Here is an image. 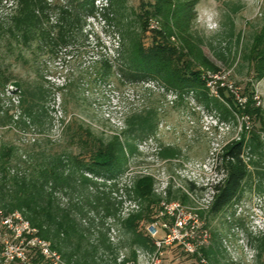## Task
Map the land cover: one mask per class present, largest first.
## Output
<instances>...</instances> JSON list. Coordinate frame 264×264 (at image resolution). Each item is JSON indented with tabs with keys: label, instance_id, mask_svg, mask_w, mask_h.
Here are the masks:
<instances>
[{
	"label": "rangeland",
	"instance_id": "obj_1",
	"mask_svg": "<svg viewBox=\"0 0 264 264\" xmlns=\"http://www.w3.org/2000/svg\"><path fill=\"white\" fill-rule=\"evenodd\" d=\"M41 1L48 3L43 11L38 9L43 22L17 43L7 31L15 2L0 0V76L11 75L21 85L25 106L32 103L37 119L29 127L4 123L7 108L14 119L19 111L12 94L0 91V149L14 147L11 166L19 167L26 159L43 161L42 148L28 144L33 138L45 150L78 154L70 135L62 133L69 120L73 127L83 125L104 139L122 135L123 121L131 113L144 112L151 126L136 136L137 151L112 174L80 169L75 177L49 189L54 205L75 221V232L44 224V237L26 210H14L34 236L59 255L57 264H82L84 258L105 262L116 255L118 260L126 256L128 264H264V249L258 248L264 232V75L248 60L253 36L264 35V0ZM71 4L79 7L80 22L60 39L58 6L69 10ZM231 5H239L233 14ZM228 13L235 26L233 36ZM176 18L202 39L216 74L196 61L185 70L182 82H169L167 69L162 76L152 73L149 67L157 45L182 44ZM221 52L226 61L219 59ZM259 65H264V54ZM195 75L202 85L190 82ZM245 91L253 93L249 106L258 108L257 113L240 115L231 106L233 100L245 106ZM242 139L246 178L233 200L213 212L210 185L223 177L216 157ZM142 177L148 179L137 183ZM149 183L164 213L172 203L180 205L174 216L180 215L184 225L175 228L172 215L160 218V213L138 222L139 233L151 239L150 248H145L134 244L122 218L146 214L147 196L138 189L146 190ZM44 263L53 264L47 258ZM0 264L22 263L5 261L0 244Z\"/></svg>",
	"mask_w": 264,
	"mask_h": 264
},
{
	"label": "trees",
	"instance_id": "obj_2",
	"mask_svg": "<svg viewBox=\"0 0 264 264\" xmlns=\"http://www.w3.org/2000/svg\"><path fill=\"white\" fill-rule=\"evenodd\" d=\"M14 2L13 14L11 15L10 25L7 31L10 33L11 40L18 43L20 39H27L29 32L35 28V25H40L43 22L44 19L42 17L44 16L38 13V9L43 11L48 3L45 1L42 2L41 0H14ZM53 6L56 7V5ZM238 6L231 5L229 7L231 14L238 10ZM58 9L60 10V20L59 24H57L59 28L58 37L63 39L65 30H69L74 24L80 22L79 18H77L79 7L76 8L72 5L67 10L64 6H58ZM227 19L230 24V36H233L235 26L230 17V13L227 14ZM175 23L180 24V27H177L182 44L177 48L157 45L158 52L156 53V58L151 60V67H149L152 73L162 76V71L167 69V71L169 70V79H167L169 82L179 81V79L182 82L185 81V70L189 69L196 61L200 66H204L216 74L218 69L205 55L202 49L203 41L199 36L197 39L196 31L188 32L187 28L183 27L180 18H176ZM35 32L37 33V30ZM219 36L221 37L220 34ZM239 40L240 33H237L236 42L239 43ZM252 42L253 44L250 49L251 55L250 57L248 56V60L254 64L256 71L263 76L264 65L260 66L259 62L261 54H264V35L262 33L255 34ZM7 43L11 44V41L9 40ZM218 57L226 61L223 52L218 53ZM183 58H186V62H183ZM136 70L141 71L145 69L136 68ZM190 82L197 86L203 84L199 75H195L194 79L190 80ZM1 90L2 92L6 91L12 94V100L15 102V107L19 111V116L14 119L13 115H9L10 109L7 108L4 123L11 124L15 122L16 125L18 124V127H29L37 121L36 117L34 115L32 116V113H34L32 103L30 102V104L25 106L22 87L18 82L13 81L11 75L4 73V76H0ZM243 95L247 97L245 106L243 107L237 104V101L233 100L230 102L233 109L240 115H245L248 111L252 112V114L257 113L259 111L258 108L255 107L250 110L251 108L249 106L251 103H254L253 93L245 91ZM10 104L13 105L12 101ZM246 107L247 109H245ZM23 117H26L28 121H23ZM146 120L147 117L144 112L129 114L123 121L125 126L123 134L109 139L97 136L88 127H84L83 125L76 124L73 127L71 120H69L63 126L62 133L70 135L71 146L76 147L78 154L66 150L58 154L54 153L52 148L45 150V147L39 144V140L33 138L28 144L36 150L41 147L42 149L39 153L46 156L43 161L37 163L26 159L22 162L21 166L19 165L21 168L11 166L10 164L14 147H1L0 210H26L32 225L37 226L40 234L44 237L47 236V231L42 229V225L44 224L55 226L57 229L66 233L70 231L72 233L75 232V221L68 219L66 215H63L61 208L54 205L53 196L49 189L52 191L61 183L67 182L70 178L75 177V174L80 169L97 174L101 172L112 174L115 172L118 166L126 159L127 155L134 154L137 151L136 136H141L150 130L151 126L147 124ZM244 152V141L242 139L228 144L225 147L224 154L216 157L219 171L223 177L210 185L212 192L211 210L213 212L220 211L233 200L240 189L241 182L246 178L248 164L244 160ZM146 179L148 178L142 177L137 180V183ZM194 189L195 187L188 186V190L193 191ZM142 191L147 196L145 198L148 201L146 214L141 216L129 213L126 217L122 218V226L134 244L150 248V237L139 233L137 224L142 220H153L160 213V199L152 193V183H149V187L146 190L138 189L139 194H142ZM158 207L159 210H157ZM106 213L108 215L111 214L108 208H106ZM164 216L166 215H158L160 218ZM70 236L71 234L66 237L69 238ZM103 245L106 250L110 249V244L105 245L103 243ZM76 247L79 248V244ZM258 248L259 250L264 249V232L258 238ZM87 260L84 258L82 264H128L129 262L126 256L118 260L117 255L105 262L101 260L96 261L94 258L89 261ZM31 261L34 264H43L44 258L37 250H33Z\"/></svg>",
	"mask_w": 264,
	"mask_h": 264
},
{
	"label": "built area",
	"instance_id": "obj_3",
	"mask_svg": "<svg viewBox=\"0 0 264 264\" xmlns=\"http://www.w3.org/2000/svg\"><path fill=\"white\" fill-rule=\"evenodd\" d=\"M169 206L167 207L169 210L165 213L160 208V215H172L175 228L182 227L184 225L183 218L180 215L174 216V211L179 210L180 205L172 203ZM172 207L175 210H172ZM18 223H21V227H18ZM163 225L167 227L166 223ZM0 244L3 259L7 262L17 261L22 264H34L31 261L33 250H37L43 258L50 259L53 264H57L60 259L59 255L49 248L44 239L34 236L28 222L22 219L18 211L3 214L0 210ZM186 250L193 251L188 246H186Z\"/></svg>",
	"mask_w": 264,
	"mask_h": 264
}]
</instances>
